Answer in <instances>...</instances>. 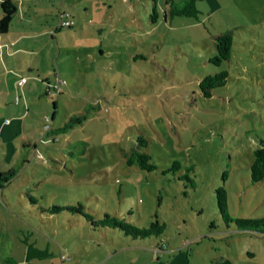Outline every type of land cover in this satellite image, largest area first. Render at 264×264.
<instances>
[{
  "label": "rangeland",
  "instance_id": "rangeland-1",
  "mask_svg": "<svg viewBox=\"0 0 264 264\" xmlns=\"http://www.w3.org/2000/svg\"><path fill=\"white\" fill-rule=\"evenodd\" d=\"M37 7L52 25L60 10L73 23L53 32L49 79L35 76V93L27 91L28 123L0 124V264H264V223L225 221L215 193L225 188L231 216L264 218V178L250 179L264 143V0ZM228 29L229 57L214 64V36ZM221 69L226 81L204 96L199 80ZM56 75L61 91L47 94ZM21 133L30 144L19 150ZM136 146L153 169L127 164ZM77 203L94 219L108 213L138 227L157 219L163 232L132 238L93 226L66 208Z\"/></svg>",
  "mask_w": 264,
  "mask_h": 264
},
{
  "label": "crops",
  "instance_id": "crops-1",
  "mask_svg": "<svg viewBox=\"0 0 264 264\" xmlns=\"http://www.w3.org/2000/svg\"><path fill=\"white\" fill-rule=\"evenodd\" d=\"M14 1L16 10L6 32L0 33V43L12 42L11 45L0 48V124L28 123L26 115L31 104L28 96L35 93L39 81L35 76L40 77V81L49 79V68L56 51L51 40L57 27L49 20L41 18L40 10L37 9L41 0ZM46 15L47 13H43L44 18ZM43 58L46 59V66L43 64ZM30 72L34 75L29 74V77H26ZM21 76H25L26 80L18 84ZM27 91L31 93L28 94ZM16 92L24 96L25 102H14V96H18ZM7 129L11 130L13 127ZM19 137V150L29 146L28 136L25 137L24 133H21Z\"/></svg>",
  "mask_w": 264,
  "mask_h": 264
},
{
  "label": "trees",
  "instance_id": "trees-1",
  "mask_svg": "<svg viewBox=\"0 0 264 264\" xmlns=\"http://www.w3.org/2000/svg\"><path fill=\"white\" fill-rule=\"evenodd\" d=\"M155 2V0H152ZM0 33L6 32L12 14L16 10V3L14 0H0ZM156 10L153 5L151 17H155ZM154 20V18H152ZM67 27V26H66ZM231 30H224L214 36L215 53L209 57V61L214 64H220L223 60L227 59L230 54L232 44ZM227 72L225 69L213 73H207L198 82L199 89L204 96L211 94V88L216 85H221L226 81ZM75 117H71V120H75ZM138 144L144 146V138L138 137ZM252 161L250 163V179L252 181H258L264 178V143L254 148L252 152ZM127 164H137L140 168L153 169L154 163L150 161V156L146 151L139 149V146L134 147L126 155ZM175 165V162L172 166ZM11 170H8L10 172ZM5 172H0V186H2L1 180H6L4 177ZM216 202L219 213L225 221H234L239 229H253L257 230L258 226L264 223V218H245V217H233L226 211V190L222 185H219L215 189ZM64 207L55 206L53 210L56 212ZM66 208L74 209L83 213L93 226H110L116 227L123 231L124 234L135 237H147L151 235H157L163 232V224L157 219L150 221L148 226L138 227L136 225L125 222L121 218L112 216L108 213H104L101 218L94 219L92 215L82 211L81 204L77 203L75 206H67ZM223 264H232L229 260H225Z\"/></svg>",
  "mask_w": 264,
  "mask_h": 264
},
{
  "label": "built area",
  "instance_id": "built-area-1",
  "mask_svg": "<svg viewBox=\"0 0 264 264\" xmlns=\"http://www.w3.org/2000/svg\"><path fill=\"white\" fill-rule=\"evenodd\" d=\"M73 20L70 16V13L67 11H59V16H58V21L56 24V27H64V26H70L72 25ZM12 42L10 43H0V48L1 47H7L8 45H11ZM26 77L25 76H21L18 79V84H22L23 82H25ZM64 81L60 79V77H58L56 75L55 81L54 82H46V88L45 91L47 94H51V95H56L58 94L59 91H61V84ZM18 96H15V100H17ZM47 124V123H46ZM45 127H47V125H45Z\"/></svg>",
  "mask_w": 264,
  "mask_h": 264
}]
</instances>
